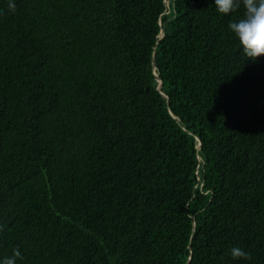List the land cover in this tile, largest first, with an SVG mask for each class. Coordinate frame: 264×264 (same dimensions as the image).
<instances>
[{
	"label": "trees",
	"instance_id": "trees-1",
	"mask_svg": "<svg viewBox=\"0 0 264 264\" xmlns=\"http://www.w3.org/2000/svg\"><path fill=\"white\" fill-rule=\"evenodd\" d=\"M15 4L0 0V259L264 264V56L228 27L243 8Z\"/></svg>",
	"mask_w": 264,
	"mask_h": 264
},
{
	"label": "clouds",
	"instance_id": "clouds-1",
	"mask_svg": "<svg viewBox=\"0 0 264 264\" xmlns=\"http://www.w3.org/2000/svg\"><path fill=\"white\" fill-rule=\"evenodd\" d=\"M7 8L9 12H14L15 0H7ZM215 8L224 16L243 8L242 17L231 21L228 27L248 59L255 61L264 56V0H215ZM2 230L3 228L0 227V231ZM231 257L233 260L251 259V255L239 246L231 248ZM21 259L23 255L17 246L12 250L11 255L0 259V264H17Z\"/></svg>",
	"mask_w": 264,
	"mask_h": 264
},
{
	"label": "water",
	"instance_id": "water-1",
	"mask_svg": "<svg viewBox=\"0 0 264 264\" xmlns=\"http://www.w3.org/2000/svg\"><path fill=\"white\" fill-rule=\"evenodd\" d=\"M161 86H162V82L160 81L159 86H158V89H160ZM200 147H201V144L199 145V148H200Z\"/></svg>",
	"mask_w": 264,
	"mask_h": 264
}]
</instances>
